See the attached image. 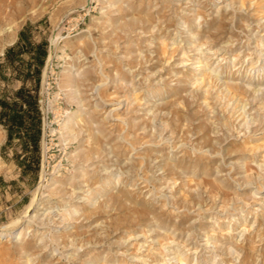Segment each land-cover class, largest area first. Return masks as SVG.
<instances>
[{
	"label": "rangeland",
	"instance_id": "374dc122",
	"mask_svg": "<svg viewBox=\"0 0 264 264\" xmlns=\"http://www.w3.org/2000/svg\"><path fill=\"white\" fill-rule=\"evenodd\" d=\"M9 1L0 0L8 11ZM39 5L42 10L29 9L37 10L33 17L5 19L15 27L14 44L26 25H35V40L48 41V57L37 173L24 175L12 150L3 156L7 133L0 126V264H264V0H43ZM63 19L49 62L50 41ZM11 46L0 53V64ZM0 86L15 91L21 83L7 86L1 80ZM201 125L206 128L199 132ZM72 126L82 130L79 137L70 132ZM89 129L108 134L106 147L116 152L109 164L106 153L91 166L80 159L91 146ZM204 132L210 146L196 150L193 142H204L197 138ZM143 134L150 137L142 140ZM137 138L142 144L133 148ZM189 151L200 166L181 165ZM167 163L182 167L178 181L166 172ZM98 167L103 177L112 173V187L93 199L103 186L81 184L80 174ZM204 180L224 185L232 198L211 193L212 184ZM65 188L71 191L61 192ZM187 191L204 205L177 208L173 202L186 201ZM90 202L107 208L95 207L98 214L90 216ZM146 208L148 214L136 222ZM163 212L166 221L159 219ZM14 221L18 224L11 227ZM180 253L188 261H180Z\"/></svg>",
	"mask_w": 264,
	"mask_h": 264
},
{
	"label": "trees",
	"instance_id": "16d2710c",
	"mask_svg": "<svg viewBox=\"0 0 264 264\" xmlns=\"http://www.w3.org/2000/svg\"><path fill=\"white\" fill-rule=\"evenodd\" d=\"M47 57L48 41L37 42L35 25L28 24L20 31L18 41L6 50L4 63L0 64V81L7 86L21 83L15 91L0 86V126L7 133L2 153L8 158L6 154L12 150L24 175L37 173L41 162L45 119L41 84Z\"/></svg>",
	"mask_w": 264,
	"mask_h": 264
},
{
	"label": "bare ground",
	"instance_id": "6f19581e",
	"mask_svg": "<svg viewBox=\"0 0 264 264\" xmlns=\"http://www.w3.org/2000/svg\"><path fill=\"white\" fill-rule=\"evenodd\" d=\"M41 1H43V0H11V1H9L8 2V4H7V6L9 7V11L7 10V9H5V7H6V5L4 6L3 4H1L0 3V53H3V51H4V49H5V46L6 45H13L14 44V42H15V40H16V30H15V27L13 26V25H7V24H5V19H7V20H11L13 17H15V16H22L23 17V19L25 20V19H27V18H29V17H33L34 16V14L37 12V10H29V9H31V8H35V7H38L39 9H41L42 10V6L41 5H39L40 3H41ZM89 4H90V2L88 1L87 2V4L85 5V9H86V7H88L89 6ZM3 5V6H2ZM42 5H44L43 3H42ZM40 6V7H39ZM44 8V7H43ZM38 11H40V10H38ZM19 19H21V18H19ZM15 20V19H14ZM23 20V21H24ZM63 21H64V19L61 21V23L59 24V27L56 29V32H55V34L52 36V38H51V48H50V57H49V62L52 60V58H53V55H54V53H55V51H56V49H57V42H58V40H59V37H61V36H59L60 35V32H61V29H62V23H63ZM86 44H87V42H86ZM84 45V44H83ZM92 46L94 47V45L92 44ZM87 47V46H86ZM87 48H89V46L87 47ZM92 48V47H91ZM90 48V49H91ZM95 48V47H94ZM89 49V50H90ZM85 50V49H84ZM88 50V51H89ZM92 50V49H91ZM85 52V51H84ZM87 52V51H86ZM83 53V52H82ZM98 54V53H97ZM86 56H87V54H86ZM89 56V55H88ZM99 56V55H98ZM104 59V58H103ZM104 60H106V59H104ZM112 61V60H111ZM121 70V69H120ZM124 72V71H123ZM122 72V73H123ZM125 72H127V71H125ZM88 73V72H87ZM103 73V72H102ZM101 73V74H102ZM122 73H120L121 75L120 76H122L123 74ZM91 75H92V73H90ZM105 74H106V71H105ZM104 74V75H105ZM102 76V75H101ZM119 76V77H120ZM89 77V76H88ZM91 77V76H90ZM89 77V78H90ZM103 77V76H102ZM124 77V76H123ZM88 78V79H89ZM100 79H101V77H99ZM74 79V78H73ZM87 79V78H86ZM87 79V80H88ZM72 80V79H71ZM83 80V79H82ZM94 80H95V78H94ZM104 80V79H103ZM106 80V79H105ZM86 81V80H85ZM101 81H102V79H101ZM72 82V81H71ZM98 82V81H97ZM75 83V82H74ZM115 87V86H114ZM93 89H95V88H93ZM157 89V88H156ZM175 89V88H174ZM233 89V88H232ZM108 90V89H107ZM106 90V91H107ZM234 91V90H233ZM157 92H159V94H162V92H164V90L163 89H161V88H158L157 89ZM230 93V92H229ZM106 95V94H105ZM112 95V94H111ZM134 95H136V93L134 94ZM235 95V94H234ZM242 96H244L243 94H241ZM241 95H239V97L238 98H240V96ZM108 96H109V94H108ZM139 96V95H138ZM175 96V95H174ZM137 97V96H136ZM232 97H233V95H232ZM235 97V96H234ZM106 97H104V99H105ZM137 98H139V97H137ZM236 98H237V96H236ZM233 99V98H232ZM241 100H243V99H241ZM138 101V100H137ZM139 101H140V99H139ZM264 102V101H263ZM115 110H117V108H114V111ZM180 111H178V110H174L173 111V113L174 114H176V115H178V114H180L179 113ZM80 116L81 115H77L76 117H75V119H77L78 121L80 120ZM152 118V117H151ZM150 118V119H151ZM82 119H84V118H82ZM82 119H81V122H82ZM91 119V118H90ZM93 119H94V117H93ZM84 120H86V119H84ZM177 120V119H176ZM181 120H183V117L181 118V116H180V121ZM187 121V120H186ZM87 122L89 123V121L87 120ZM90 122H91V120H90ZM180 123V122H179ZM183 123V122H182ZM169 126L171 127L170 129H172L173 130V134H175L174 132H177L178 130H177V125L176 126H174L173 124H170L169 123ZM180 127V126H179ZM89 128H91V127H89ZM124 128V127H123ZM199 128H200V130H199V132L200 131H202V130H204L205 128H206V126H203V125H201V126H199ZM83 129V128H82ZM101 129V128H100ZM179 129V128H178ZM191 129V127H189V130ZM193 129V128H192ZM107 130V129H106ZM121 130V129H120ZM125 130V129H124ZM181 130H183L182 128H181ZM77 132V136L78 135H80L81 134V129L79 130V129H77L76 130V127H74V126H72V127H70V132ZM87 131H88V129H87ZM122 131V130H121ZM187 131V130H186ZM193 131V130H192ZM209 132V131H208ZM130 133V132H129ZM178 133V132H177ZM184 133H185V131H184ZM186 134H188V132L186 133ZM75 135V134H74ZM208 135V133H206V132H204V134L202 135V136H200V137H197L199 140L200 139H205V141L204 142H202V143H200V141H199V143H197L196 144V142H193V143H195L194 145V147H195V149L197 148V149H200V151H201V149H204V148H206V147H209L210 146V141L206 138V136ZM79 137V136H78ZM143 138H142V140H145L146 138H148V137H150V135L149 134H143V136H142ZM177 137H178V135H177ZM176 137V138H177ZM108 138V134H105V131L102 129V130H99V132L98 133H96V132H94V130H92V129H89V139H90V141H91V143H90V147H86V149L84 150V154H82V156L80 157V159L82 158L83 159V161H84V163H89V165L88 166H91V165H93L94 163H95V159L96 158H101L102 157V155L104 154V153H106L107 155H106V157H104V159L103 160H105V158H108L107 160H106V163L107 164H109L110 163V161H113V160H111L112 158H111V156L113 155V154H115L116 152L115 151H111L112 149H108L107 147V145H109L110 144V142L111 141H109V139H108V141L109 142H107V140H105V139H107ZM185 138H187L188 139V137H187V135L185 136V137H183L182 136V141H186V143H187V140L185 139ZM111 139V138H110ZM134 139V138H133ZM132 139V140H133ZM141 139V138H140ZM140 139H136V140H134L133 142H131L132 143V146L134 145V146H136V142H138V141H142V140H140ZM130 140V139H129ZM180 141V140H179ZM190 141V140H189ZM151 142H154L155 143V141H151ZM213 142V141H212ZM139 143V142H138ZM137 143V144H138ZM141 143V142H140ZM139 143V144H140ZM142 144V143H141ZM176 144H177V142L175 143V147H176ZM82 145V144H81ZM193 145V144H192ZM107 146V147H106ZM134 146H133V148H134ZM171 146V145H170ZM115 147H117V146H115ZM114 147V150L116 149ZM175 147H173V148H175ZM118 148H120V147H118ZM151 148V147H150ZM169 148V147H168ZM122 149V148H121ZM148 149V148H147ZM164 149H167L166 147H163V148H161V150H164ZM196 149V150H197ZM213 149V148H212ZM118 151V150H117ZM150 151V150H149ZM151 151H154V149L152 150L151 149ZM184 151V150H183ZM199 151V150H198ZM215 151H219L217 148H215ZM115 152V153H114ZM126 152H128V151H126ZM188 153V155H189V157H183V158H181V160H180V163H181V165L182 164H185V165H187V168H189V167H192V166H194V167H198V166H200L201 165V163L202 162H199L200 160H198V156L195 158V159H193V154L189 151V152H187ZM204 153V152H203ZM216 153V152H215ZM218 153V152H217ZM221 153V152H220ZM105 155V154H104ZM116 155V154H115ZM198 155V154H197ZM119 157V156H118ZM123 157V156H122ZM147 157V156H146ZM200 158L202 157V155L201 156H199ZM206 157V156H205ZM208 157H210V156H208ZM103 158V157H102ZM199 158V159H200ZM203 158H204V156H203ZM204 160V159H203ZM202 160V158H201V161H203ZM206 160V159H205ZM204 160V161H205ZM212 160V159H211ZM210 160V161H211ZM143 162H141V164H142ZM135 166V168H137V164L135 163L134 164ZM212 165V164H211ZM210 165V166H211ZM111 166V165H110ZM109 166V167H110ZM178 167H181V166H179V164L178 165H172V164H170V163H167L165 166H164V168H165V170H166V172H168V175L169 176H171V175H174V176H172V177H174V178H172L174 181H178L179 179H180V172H178ZM203 167V166H202ZM207 167H209V164H207ZM100 167H98V168H95V170L94 171H90L88 168V170H86V171H84V173L83 174H80V177H82L83 178V180H82V182H81V184H87V186H89L90 188L93 186L94 187V185H98V184H100V185H102L103 186V188L101 187V189L96 193V194H94V195H92L93 197V199H95L96 198V195H98L99 193H103L104 195H108V193H109V191H110V189H111V187H112V184H111V179H112V173L111 174H109L108 176H106V177H103V176H101L100 175V169H99ZM181 169H182V167H181ZM211 168L209 167V170H210ZM206 170V169H205ZM183 171H185L184 169H183ZM202 171V170H201ZM200 171V172H201ZM204 171V170H203ZM208 172V170H206V173ZM196 173V172H195ZM139 174V173H138ZM198 178V177H197ZM171 179V178H170ZM189 180H190V182H188L189 183V185H190V183L191 182H193V181H195L194 180V177L193 178H188ZM247 179V178H246ZM124 181V180H123ZM205 181V180H204ZM203 181V182H204ZM212 181V180H211ZM249 181H251L250 180V178H249ZM202 183H200V185H201ZM205 185H210V184H212L211 182H210V180H209V182L208 181H205V183H204ZM214 184V183H213ZM212 184V186H210L211 187V190H210V192L211 193H219V195H224V197L225 198H227L228 196H229V194L226 192H224L223 191V187H224V185L221 187V186H215V184L213 185ZM218 184V183H217ZM188 185V186H189ZM77 186V184L75 183V184H73V187H76ZM185 186H187V185H185ZM196 186V185H195ZM198 186V185H197ZM193 187H194V185H193ZM207 187L208 186H206V189H207ZM260 188V187H259ZM66 189L67 188H65V190L63 189H60V190H62L61 192H67V191H71V190H67L66 191ZM181 189V188H180ZM202 189V188H201ZM192 190V189H191ZM69 193V192H68ZM68 193H66V194H68ZM95 193V192H94ZM54 193H52V195H53ZM56 194H59L58 192L56 193ZM63 194V193H62ZM65 194V195H66ZM186 195V201H184V202H181V201H179V200H174L175 202H173L174 203V205L175 206H178L177 208H184V209H192V208H194V207H196V205L197 204H201L202 206L204 205L203 204V202L202 201H196L195 199H194V195L192 194V193H190V191H187L186 193H185ZM232 194V193H231ZM55 195V194H54ZM122 195H124V193L122 194ZM128 195V194H127ZM201 195V194H200ZM217 195V194H216ZM64 196V195H63ZM121 196V195H120ZM125 196V195H124ZM123 196V197H124ZM35 198L33 199V201L28 205V207H27V209H26V211L28 212V211H31V209H32V207L34 206V203H36L35 202V200H37L36 199V196H34ZM122 197V198H123ZM129 197V196H128ZM196 197V196H195ZM221 197V196H220ZM230 197V196H229ZM89 198V197H88ZM91 198V197H90ZM112 198V197H111ZM197 198V197H196ZM200 198V197H199ZM224 198V199H225ZM230 198H232V197H230ZM125 198H123L122 200H124ZM128 199V198H127ZM202 199H203V197H202ZM220 199H222V198H220ZM105 200V199H104ZM109 200V199H108ZM126 200V199H125ZM201 200V199H200ZM213 200V199H212ZM226 201H227V199H225ZM231 200V199H230ZM103 201V200H102ZM111 201H113V202H115L116 201V199H114V198H112L111 199ZM69 202H71V201H69ZM118 202V201H117ZM119 202H121V200L119 201ZM205 202V201H204ZM225 202V201H224ZM228 202V201H227ZM89 203V202H88ZM87 202H86V204H88ZM91 203V202H90ZM101 203V202H100ZM116 203V202H115ZM139 203V202H138ZM165 203V202H164ZM103 204H104V201H103ZM110 204V203H109ZM113 204V203H112ZM122 204V203H121ZM126 204V202H124L123 203V205H125ZM145 204V203H144ZM193 204V205H192ZM229 204V203H228ZM89 205H91L93 208H94V210H92L93 212L90 214V212H89V214H90V216H93V215H97L98 214V210L97 209H95V207H97V206H95L96 205V203H91V204H89ZM94 205V206H93ZM106 205V204H105ZM114 205V204H113ZM119 205V204H118ZM127 205V204H126ZM124 206L125 208L127 207V206ZM200 205V206H201ZM87 206V205H86ZM101 206V205H100ZM100 206H98V207H100ZM115 206H116V204H115ZM97 207V208H98ZM109 207H111V210H112V205L111 206H109ZM78 208V207H77ZM76 208V209H77ZM80 208H81V206H80ZM83 208V207H82ZM84 208H85V206H84ZM88 208V207H87ZM90 208V207H89ZM92 208V209H93ZM103 208H105V206H101V209L103 210ZM107 208V207H106ZM105 208V209H106ZM116 208V207H115ZM118 208H121L120 206H118ZM140 208V207H139ZM143 208H144V206H143ZM100 209V211H102ZM137 209H138V207H137ZM87 210V209H86ZM110 210V209H109ZM110 210V211H111ZM147 210H149V209H142V210H140V211H138V213L136 214L135 212L136 211H134V213L136 214V215H138L137 216V220H138V218H141V216H143V214H146V212H147ZM78 211V210H77ZM84 211V210H83ZM88 211H90V210H88ZM106 211V210H105ZM151 211V210H150ZM189 211V210H188ZM149 212V211H148ZM148 212H147V214H148ZM152 212H154V214H155V211H153L152 210ZM157 213H158V211H156ZM184 212V211H183ZM191 212V211H190ZM78 213V212H77ZM105 213V212H104ZM201 213V212H200ZM72 214V213H71ZM86 214H88V213H86ZM85 214V215H86ZM105 214H107V213H105ZM152 214V213H151ZM165 214L166 213H161V214H159V219H162V220H165L166 221V218H165ZM183 214V213H182ZM182 214L181 215H179L180 216V218H181V216H182ZM186 214V213H185ZM185 214H183V216L185 215ZM67 215V214H66ZM186 215H188L189 216V214H186ZM82 216V215H81ZM135 216V215H134ZM145 216H147V215H145ZM94 217V216H93ZM98 217H99V215H98ZM97 217V218H98ZM131 217V216H130ZM129 217V218H130ZM157 217H158V215H157ZM75 218V220L77 221V220H80V219H78V218H76V216L74 217ZM80 218V217H79ZM113 218V217H112ZM124 218L126 219V217L124 216ZM128 218V217H127ZM131 218H133V217H131ZM135 218H136V216H135ZM142 218H144V217H142ZM171 218V217H170ZM170 218H168V219H170ZM72 219H73V217H72ZM85 219H87V217H85ZM91 219V218H90ZM188 219V218H187ZM88 220V219H87ZM94 220V219H93ZM122 221H123V219H121ZM129 220V219H128ZM127 219H126V221H128ZM140 220V219H139ZM136 221V222H141V221ZM181 220V219H180ZM185 220V219H184ZM130 221H131V219H130ZM130 221H128V222H130ZM133 221V220H132ZM161 221V220H160ZM188 221H189V219H188ZM95 222V221H94ZM116 222V221H115ZM144 222V221H143ZM162 222V221H161ZM120 223H122V222H120ZM127 223V222H126ZM135 223V222H134ZM183 223V222H182ZM18 224V221H14V222H12V225H11V227H15L16 225ZM118 224V223H117ZM132 224V223H131ZM139 224H141V223H139ZM167 224V223H166ZM118 225H120V224H118ZM138 225V224H137ZM176 227V226H175ZM177 227H178V223H177ZM180 228V227H179ZM9 229V228H8ZM182 229V228H181ZM244 229V228H243ZM246 229V228H245ZM69 232V231H68ZM70 233V232H69ZM109 233V232H108ZM1 235L3 234V233H0ZM80 234V233H79ZM63 235V234H62ZM66 235V234H65ZM69 236V235H68ZM67 236V237H68ZM72 236V235H71ZM93 236V235H92ZM92 236H91V238H92ZM167 235H165V237H166ZM170 235H168V237H169ZM65 236H63V238H64ZM76 237V236H75ZM79 238H80V236H78ZM83 237V236H82ZM94 237V236H93ZM173 237V236H172ZM60 238V237H59ZM69 238V240H70V237H68ZM171 238V237H170ZM169 238V239H170ZM67 239V238H66ZM93 240H95L94 238H92ZM165 239V238H164ZM163 239V240H164ZM169 239H168V242H170V241H172L174 238H172L170 241H169ZM20 240V239H19ZM38 240V239H37ZM50 240V239H49ZM73 240H75V239H73ZM92 240V241H93ZM99 240V239H98ZM98 240H97V243H99L98 242ZM63 241V244H65V247H68V240L67 241H65V239L64 240H62ZM82 241V240H81ZM81 241H78L77 240V242H81ZM90 241V240H89ZM173 241H175V239L173 240ZM172 241V242H173ZM69 242H71V241H69ZM74 243L76 242V241H73ZM164 242V241H163ZM85 243H87V242H85ZM90 243V242H89ZM96 243V242H95ZM37 244V243H36ZM71 244V243H70ZM77 244V243H76ZM163 244V243H162ZM167 244V243H166ZM22 245V244H21ZM28 245V244H27ZM80 245V244H79ZM31 246V245H30ZM74 246V245H73ZM27 247V246H26ZM21 248H23V247H21ZM31 248V247H30ZM41 250V249H40ZM7 251V250H6ZM31 251V250H30ZM34 251V250H33ZM3 252H5V251H3ZM9 252V251H8ZM12 252V251H11ZM181 252V251H180ZM28 253V252H27ZM2 254V253H1ZM4 254V253H3ZM11 253H9V255H10ZM35 254H37V252H35ZM183 254L184 253H180V254H178L180 257H182L183 256ZM3 256V255H2ZM27 256V255H26ZM178 256V257H179ZM188 257V256H187ZM28 258V257H27ZM45 258V257H44ZM184 259H186V257L184 258ZM183 259V257L182 258H179V260L180 261H184L185 262V260ZM28 261V260H27ZM186 261H188V259H186ZM109 262V261H108ZM181 262V263H182ZM28 264V263H27ZM183 264V263H182Z\"/></svg>",
	"mask_w": 264,
	"mask_h": 264
}]
</instances>
